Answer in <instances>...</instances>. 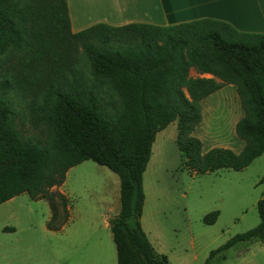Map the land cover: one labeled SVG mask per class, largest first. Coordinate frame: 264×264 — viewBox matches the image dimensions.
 I'll return each mask as SVG.
<instances>
[{
  "label": "trees",
  "instance_id": "obj_1",
  "mask_svg": "<svg viewBox=\"0 0 264 264\" xmlns=\"http://www.w3.org/2000/svg\"><path fill=\"white\" fill-rule=\"evenodd\" d=\"M192 68L221 82L192 78ZM224 85L235 87L243 111L234 130L244 146L203 152L193 135L201 103ZM13 93L27 98L28 121L43 140L17 127ZM174 121L182 170L240 172L260 156L264 163V34L214 19L96 24L74 33L67 0H0V204L23 193L44 199L47 228L59 231L69 221L68 200L52 189L92 161L120 181V211L109 220L117 264H169L141 217L152 145ZM258 184L264 189V174ZM256 209L258 225L211 251L206 264L238 242L264 239V192ZM217 218L210 213L203 224Z\"/></svg>",
  "mask_w": 264,
  "mask_h": 264
},
{
  "label": "rangeland",
  "instance_id": "obj_2",
  "mask_svg": "<svg viewBox=\"0 0 264 264\" xmlns=\"http://www.w3.org/2000/svg\"><path fill=\"white\" fill-rule=\"evenodd\" d=\"M80 55L85 60L82 51ZM190 75L197 77L194 70ZM12 96L17 127L25 137L43 140L40 129L28 121L27 98L15 93ZM201 113L202 121L193 135L202 142L203 152L215 147L235 153L241 149L244 143L236 136L234 123L243 116V111L233 86L224 85L204 99ZM172 123L164 132L165 137H158L151 162L143 174L146 225L155 236L153 248L166 256L169 264H206L211 251L258 225L256 203L264 189L257 178L264 174L263 158L259 157L241 172L222 170L193 175L180 168L177 121ZM115 181H119L116 174L92 161L68 170L62 190L71 216L77 221L93 212L100 213L102 219L107 202L112 199ZM44 205L33 204L39 216ZM213 212H218L216 222L203 224V218ZM263 241L238 242L225 250L223 256L216 255L209 264H264Z\"/></svg>",
  "mask_w": 264,
  "mask_h": 264
},
{
  "label": "crops",
  "instance_id": "obj_3",
  "mask_svg": "<svg viewBox=\"0 0 264 264\" xmlns=\"http://www.w3.org/2000/svg\"><path fill=\"white\" fill-rule=\"evenodd\" d=\"M67 3L74 33L96 24L170 26L198 19H214L226 22L240 32L264 34V0H67ZM208 76L221 82L210 74L197 73L200 78ZM172 124L156 134L147 166L158 137H165L164 132ZM259 180L257 178V182ZM115 182L112 199L107 202L102 219L100 213L89 212L76 221L68 206L69 221L59 231L47 228L51 210L44 199L33 201L23 193L0 204V264H117V250L109 223L110 218L120 211V181ZM62 187L52 190L66 196ZM34 203L45 204L42 217ZM145 205L146 200L141 226L154 246L152 228L146 225Z\"/></svg>",
  "mask_w": 264,
  "mask_h": 264
}]
</instances>
